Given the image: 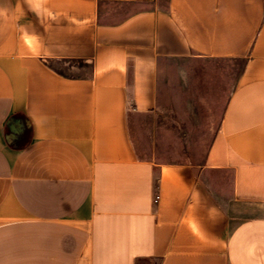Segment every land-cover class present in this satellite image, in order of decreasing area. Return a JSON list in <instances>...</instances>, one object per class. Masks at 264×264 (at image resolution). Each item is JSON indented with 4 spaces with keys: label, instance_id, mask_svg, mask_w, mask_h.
<instances>
[{
    "label": "crops",
    "instance_id": "0c3cea01",
    "mask_svg": "<svg viewBox=\"0 0 264 264\" xmlns=\"http://www.w3.org/2000/svg\"><path fill=\"white\" fill-rule=\"evenodd\" d=\"M189 57L243 61L205 160L140 157ZM145 259L264 264V0H0V264Z\"/></svg>",
    "mask_w": 264,
    "mask_h": 264
},
{
    "label": "rangeland",
    "instance_id": "374dc122",
    "mask_svg": "<svg viewBox=\"0 0 264 264\" xmlns=\"http://www.w3.org/2000/svg\"><path fill=\"white\" fill-rule=\"evenodd\" d=\"M242 66L241 59L161 60L158 108L131 115L139 156L158 163L202 164ZM139 264L154 263L145 259Z\"/></svg>",
    "mask_w": 264,
    "mask_h": 264
}]
</instances>
